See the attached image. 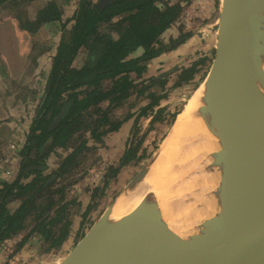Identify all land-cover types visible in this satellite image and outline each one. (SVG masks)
<instances>
[{
	"label": "trees",
	"instance_id": "obj_1",
	"mask_svg": "<svg viewBox=\"0 0 264 264\" xmlns=\"http://www.w3.org/2000/svg\"><path fill=\"white\" fill-rule=\"evenodd\" d=\"M182 12L181 2L173 0H113L103 11L93 0H79L74 16L62 26L64 30L70 22H75L72 29L62 35L53 58L45 94L21 152L17 176L0 190V243L28 229L29 233L18 243L16 252L35 233L50 242L49 250L62 247L68 240L71 220L67 214L68 205L64 203V190H54L55 183L50 180L67 174L87 149V139L72 147L76 134L84 129L95 140H101L119 131L133 117L128 115L123 120H113L110 113L135 92L137 97L145 95L149 100L138 117L148 115V111L153 113L167 98V93L156 92L157 86L164 90L167 84L162 77L142 79L148 63L170 45H175L176 41L165 45L160 38L178 21ZM60 19L59 7L51 3L38 11L35 20L25 21L22 29L35 32L42 25ZM184 36L189 37L188 34ZM138 50H142V54L135 57ZM204 62L205 59H201L182 70L176 86L193 80L199 72L198 65ZM106 102L109 105L104 107ZM109 109L112 110L109 112ZM157 111L161 114L163 109H157L156 114ZM61 113V121L51 128ZM155 115L152 124L164 121ZM142 141L125 151L119 167L110 168L113 176L122 167L147 156L145 149L142 155L137 154ZM59 148H72L73 151L62 160L57 171L45 175V161ZM18 201H21L19 206L12 208Z\"/></svg>",
	"mask_w": 264,
	"mask_h": 264
},
{
	"label": "water",
	"instance_id": "obj_2",
	"mask_svg": "<svg viewBox=\"0 0 264 264\" xmlns=\"http://www.w3.org/2000/svg\"><path fill=\"white\" fill-rule=\"evenodd\" d=\"M112 1L99 0L98 7ZM263 9L264 0H222L213 18L219 26L213 93L236 147L222 199L204 211L180 192L161 202L146 190L116 216L141 183L136 175L61 264H264Z\"/></svg>",
	"mask_w": 264,
	"mask_h": 264
},
{
	"label": "rangeland",
	"instance_id": "obj_3",
	"mask_svg": "<svg viewBox=\"0 0 264 264\" xmlns=\"http://www.w3.org/2000/svg\"><path fill=\"white\" fill-rule=\"evenodd\" d=\"M71 1L73 0H7L5 2H1L0 0L1 20L10 19L11 21V19H16L19 21L22 28L25 21L35 20L37 18V13L40 9L54 3L61 11V19L56 24L59 29L58 34L55 33L53 37L60 36L62 38V35L69 32L75 23L72 21L64 30L62 28L66 20L72 18L67 9V7L71 6ZM65 2H68V4ZM221 4L222 1L219 7H221ZM59 32H61V34ZM184 35L185 34L181 32L180 38ZM58 37H55V39ZM209 41L207 40L206 43L200 45V52L195 56L190 57L188 60L180 61L177 65L170 66L168 68L169 70L154 75V77L158 75V77L160 76L164 81H167L164 90L158 86L156 88L157 93H167V98L161 101L164 105L160 107L163 109L161 114L158 113V111L156 114L157 108L153 113L148 111V115L138 117L149 100L145 98V95L137 97V92H135L120 107L114 110L109 109V112L112 110L110 114L113 120H123L128 115H133L131 119L127 120L122 125L119 131L111 132L103 136L101 140H95L84 129L82 132L75 135L76 141H74L72 147L80 145L84 139H87V149L78 156L76 164L69 168L67 174L63 175L61 178L52 180L55 183L54 190L58 188H63L64 190V203L68 205L67 214L71 220L70 237L62 247L49 250L50 242H47L45 237L38 234L39 239L36 244L37 252L31 253L30 256L26 258L28 264H61L64 258L81 240L91 226L99 220L117 195L131 183L139 172H141L147 161L160 151V148L163 146L176 122L178 117V115L176 117V114L184 110L214 64L217 56V44L219 42V26L217 27L216 44ZM49 45L51 48V41ZM202 49H205V52ZM201 59H205V62L198 65L197 69H199V72L195 75V78L190 82H184L176 86L182 70L189 68L193 63L199 62ZM47 80L46 74L40 75L39 79L38 77L36 79L39 84V91H37L39 102L45 94ZM40 85L44 86V89L41 88ZM108 105V102L104 103V107ZM33 115H36L35 111ZM154 115L163 118L164 121H157L152 124ZM30 121L33 126L34 120L30 118ZM142 139V145L139 147L137 154L142 155V151L145 149L147 156L139 162L134 161L122 167L117 175L113 176L110 168L119 167L125 151L130 147H136ZM72 150V148H59L55 150L45 161V167L47 168L45 175H50L57 171L62 160L67 157ZM170 182L169 187L175 192V184L172 181ZM138 187L139 185L136 188ZM20 203L21 201H18L11 207L14 208ZM90 207L91 209L88 215L84 218V215H86ZM29 240L30 239H28V241ZM21 241L22 240H16V242L12 241L5 244L3 247V242L0 243V264H10L14 256L26 247L28 241L20 251L16 252L17 245ZM38 245H40V248H38ZM23 261L22 258V260H19L16 264H25Z\"/></svg>",
	"mask_w": 264,
	"mask_h": 264
},
{
	"label": "crops",
	"instance_id": "obj_4",
	"mask_svg": "<svg viewBox=\"0 0 264 264\" xmlns=\"http://www.w3.org/2000/svg\"><path fill=\"white\" fill-rule=\"evenodd\" d=\"M173 1L181 2L183 12L160 40L163 44L169 45L170 42L178 40L181 32L188 34L189 37L184 43L176 42L159 57L151 60L147 65L144 80L195 56L200 52V45L210 38L209 42L216 44L218 25L213 22V18L222 0ZM70 3L71 6L67 9L73 17L79 0ZM1 17L0 13V169L14 170V180L18 173V162L21 161L20 152L26 146L30 134L32 126L30 118L34 120V111L36 114L41 102L38 100L39 84L36 79L45 74L46 79L48 78L61 37H53L55 33L58 34L59 29L56 25L58 21L46 23L35 32H28L21 28L18 20H1ZM202 50L205 52V49ZM141 54L142 50H138L134 56L138 57ZM42 85L40 86L44 89ZM161 106H164L162 102ZM29 231L30 229L25 230L19 236L4 241L2 247L9 242L22 240ZM38 237V234H33L26 247L14 256L10 264H16L22 258L23 262L28 264L26 258L36 251Z\"/></svg>",
	"mask_w": 264,
	"mask_h": 264
},
{
	"label": "bare ground",
	"instance_id": "obj_5",
	"mask_svg": "<svg viewBox=\"0 0 264 264\" xmlns=\"http://www.w3.org/2000/svg\"><path fill=\"white\" fill-rule=\"evenodd\" d=\"M260 18L264 24V9ZM260 39L264 52V27ZM213 73L212 67L179 113L160 151L137 174L141 183L129 201L118 208L116 216L132 210L146 190L162 202L173 193L170 181L175 184V192L186 195L204 211L222 199L231 173L230 157L236 147L229 121L214 97Z\"/></svg>",
	"mask_w": 264,
	"mask_h": 264
},
{
	"label": "built area",
	"instance_id": "obj_6",
	"mask_svg": "<svg viewBox=\"0 0 264 264\" xmlns=\"http://www.w3.org/2000/svg\"><path fill=\"white\" fill-rule=\"evenodd\" d=\"M2 169H0V190L3 188L4 184L11 179L12 176L11 170L9 169L2 170Z\"/></svg>",
	"mask_w": 264,
	"mask_h": 264
},
{
	"label": "flooded vegetation",
	"instance_id": "obj_7",
	"mask_svg": "<svg viewBox=\"0 0 264 264\" xmlns=\"http://www.w3.org/2000/svg\"><path fill=\"white\" fill-rule=\"evenodd\" d=\"M94 1V0H93ZM95 3H97L98 4V2H99V0H97V1H94ZM187 40V36L185 37V36H183V37H179L178 38V40L176 41V42H180L179 44H182V43H184L185 41ZM170 45V44H169ZM169 47H171V46H169ZM160 77V76H159ZM158 76H156V78H159ZM152 78H154V77H152ZM151 79V78H150ZM150 79H148V80H145V81H149ZM142 80H144V79H142ZM40 104V103H39ZM160 107H162L161 105H160ZM159 107V108H160ZM158 108V109H159ZM37 112V111H36ZM35 118H36V115H35V117H34V121H35ZM73 151V150H72ZM72 151L70 152V154L72 153ZM22 152V151H21ZM20 152V153H21ZM68 156V155H67ZM66 158V157H65ZM60 166V165H59ZM59 168V167H58ZM11 170V169H10ZM12 171V170H11ZM14 171V170H13ZM12 171V176H11V179L8 181V182H11L12 180H13V178H14V172ZM8 182H6V183H8ZM4 187V186H3ZM3 189V188H2Z\"/></svg>",
	"mask_w": 264,
	"mask_h": 264
}]
</instances>
